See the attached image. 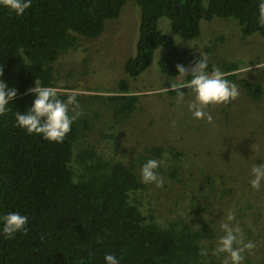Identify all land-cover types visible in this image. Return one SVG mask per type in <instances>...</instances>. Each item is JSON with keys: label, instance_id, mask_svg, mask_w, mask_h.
Here are the masks:
<instances>
[{"label": "trees", "instance_id": "trees-1", "mask_svg": "<svg viewBox=\"0 0 264 264\" xmlns=\"http://www.w3.org/2000/svg\"><path fill=\"white\" fill-rule=\"evenodd\" d=\"M129 1L140 8L141 16L136 51L124 61L125 77L119 90L107 98L115 105L118 121L140 109L132 81L151 68L160 50V72L183 82L176 65L189 67L200 53L177 45L181 39H200L203 21L235 18L243 39L255 34L264 39V27L257 24V0H32L21 17L0 8L2 78L18 90L9 102L10 111L0 116V214L28 216L26 235L0 236V264H104L109 253L121 264H204L201 248L207 249L206 235L214 237L212 225L204 231L189 208L172 219L157 213L158 202L146 193L155 186L140 182L135 161L106 159L87 144L93 122L85 113L62 143L29 135L15 126L14 112H26L31 106L34 94L28 90L36 79L57 90L77 87L62 76L60 57L88 50L83 40L101 37L107 22L119 19ZM163 18L170 20L174 35L161 30ZM219 40L213 45L215 50ZM206 53H211L209 48ZM212 66L209 60V69ZM219 67L229 81H237L241 68L237 63L221 62ZM239 83L253 101L263 98L261 83ZM67 94L58 92L61 99ZM169 94L177 95L172 90ZM145 152V159L167 162L172 183L181 180L185 152L172 146H154ZM215 181V176H208L207 182ZM210 205L193 207L203 213Z\"/></svg>", "mask_w": 264, "mask_h": 264}, {"label": "rangeland", "instance_id": "rangeland-1", "mask_svg": "<svg viewBox=\"0 0 264 264\" xmlns=\"http://www.w3.org/2000/svg\"><path fill=\"white\" fill-rule=\"evenodd\" d=\"M140 16V8L129 1L119 19L107 22L101 37L83 40L89 51L79 49L63 54L58 63L62 76L77 87L58 92L76 94L82 112L93 122L86 142L106 159L133 160L140 169L146 160L145 151L154 146H172L185 152L181 180L173 181L176 184L169 180L171 172L164 162L159 170L165 171L162 176L166 184L162 188L151 187L146 193L158 202L157 213L165 218L172 219L173 214L186 213L189 208V214L197 217L196 222L204 231L212 225L214 237L206 235L208 251L204 264H222L223 256L213 255L212 250L222 234L220 219L229 211L241 226L245 241L255 243L251 254L245 253L244 264H263L264 184L254 190L249 181L252 166L264 162V95L260 101H253L239 82H259L264 86V39L257 34L243 39L237 19L217 17L202 22L200 39L178 42L181 49H197L206 54L216 67L226 61L241 67L236 72L237 81H232L239 96L229 103L209 106L206 111L213 116L211 123L193 118L188 110L190 95H185L183 103H177L176 95L169 94L171 89L166 88L181 81L160 72L157 61L163 50L156 53L151 68L132 81V93L140 96V109L130 118L118 121L114 117L115 105L107 98L119 90L125 77L124 61L136 51ZM160 28L163 33L167 29L166 34L174 35L170 20L161 19ZM219 38L215 50L213 45ZM207 48L210 54L206 53ZM208 176H215L216 181L207 182ZM206 202L211 204L209 209L198 213L196 207Z\"/></svg>", "mask_w": 264, "mask_h": 264}, {"label": "clouds", "instance_id": "clouds-1", "mask_svg": "<svg viewBox=\"0 0 264 264\" xmlns=\"http://www.w3.org/2000/svg\"><path fill=\"white\" fill-rule=\"evenodd\" d=\"M32 5V0H0V8L14 12L17 17L26 13ZM257 24L264 27V0H257ZM169 31L165 29L164 34ZM177 77L184 78L183 82L171 83L170 88L176 92L177 103H183L185 91L192 99L188 102V110L193 118L204 119L211 123L213 116L206 111L209 106L226 104L239 96L237 85L226 78V74L219 67L209 69V59L206 54L196 57L195 63L189 67L176 65ZM3 67L0 68V116H5L10 108L9 102L17 97L16 87H9L3 80ZM34 94L31 106L26 112L15 111V126L23 129L29 135L42 137L44 140L62 143L71 131L73 123L82 116V109L77 96L68 93L66 99H61L58 90L52 86H43L35 80V86L28 90ZM175 122H173V125ZM164 163L162 159H146L140 167V182L162 188L166 178L157 169ZM249 181L252 189L259 190L264 184V162L254 164L251 168ZM28 216L20 212L0 214V236L12 239L17 233L26 235ZM218 236L213 255L223 256L222 264H244L245 253L251 254L255 248L253 241H245L243 230L232 211L220 219ZM207 249L201 248V254L207 255ZM104 264H121V260L114 254H105Z\"/></svg>", "mask_w": 264, "mask_h": 264}]
</instances>
